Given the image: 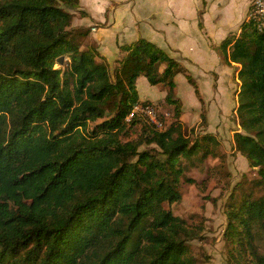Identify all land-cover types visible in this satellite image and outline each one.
I'll use <instances>...</instances> for the list:
<instances>
[{"label": "trees", "instance_id": "trees-1", "mask_svg": "<svg viewBox=\"0 0 264 264\" xmlns=\"http://www.w3.org/2000/svg\"><path fill=\"white\" fill-rule=\"evenodd\" d=\"M79 2L0 0V264H203L189 245L201 230L164 206L182 198V157L216 156L219 145L183 129L175 75L200 95L197 82L145 38L120 45L111 79L105 57L70 37ZM218 48L240 65L233 138L260 190L228 209L225 237L239 264L245 252L264 264L255 243L264 232V29L245 21ZM65 53L67 65L55 67ZM141 75L166 89L174 120L144 122L133 138L140 114L128 115L152 103L140 100Z\"/></svg>", "mask_w": 264, "mask_h": 264}, {"label": "rangeland", "instance_id": "rangeland-1", "mask_svg": "<svg viewBox=\"0 0 264 264\" xmlns=\"http://www.w3.org/2000/svg\"><path fill=\"white\" fill-rule=\"evenodd\" d=\"M90 9L92 10V8ZM85 10L81 8L80 2L76 8L70 9L73 17L76 16V20L84 14L87 15ZM92 15L95 17L93 12ZM76 20L73 22L72 18L68 27L71 31V39L78 43L82 50L93 47L99 54L97 42L93 41L91 36L94 33L92 27L97 26L96 21L88 25H75ZM61 56H63V62H57L55 67L64 69L70 58L68 53ZM100 58L102 57L100 56ZM106 63L111 79H114L115 63L114 65L112 62L109 64L106 61ZM230 65L232 67L231 73L222 81L216 79V74L212 80H204L206 85L201 90L199 88L200 95L194 94L193 86L187 81L183 73L181 77L184 78L179 77L176 87V96L182 103L181 121L183 129L190 136V139L195 141L209 133L213 134L219 141V145L216 146V156L201 158V153H199L190 159L182 157L185 169L180 184L182 198L178 202L172 204L166 202L164 204L175 215L182 217L190 227L195 226L201 230L200 237L190 240L189 245L191 254L203 264L240 263L241 259L239 261L231 258L230 253L233 251V245L225 237L228 225V209L232 206L236 207L244 199L247 192L254 191L255 194L260 192L258 186L255 185V180L259 178L257 169L249 166L246 157L236 151L234 143V133L242 130L236 113L240 89L238 78L240 65L236 63ZM193 78L196 80L195 77ZM147 81L145 76L137 81L141 98L144 100L147 97L162 98L163 92L161 90L166 92V89L162 85L158 87L148 84ZM219 82L222 84L221 87H218ZM151 101L162 121V127L166 128L174 120L173 105L163 100ZM140 104L137 103V105ZM201 112L206 115V119L203 121L200 117ZM104 119L106 117L100 118L96 122H101ZM139 119L141 122L132 128L130 137L135 138L140 134L144 122L150 123L145 115L140 114ZM93 125L95 123H91V126ZM150 146L155 145L143 144L141 149ZM187 178H191V180L188 181ZM256 233V246L264 254V232L257 231ZM242 260L243 264H252L248 252L244 253Z\"/></svg>", "mask_w": 264, "mask_h": 264}, {"label": "crops", "instance_id": "crops-1", "mask_svg": "<svg viewBox=\"0 0 264 264\" xmlns=\"http://www.w3.org/2000/svg\"><path fill=\"white\" fill-rule=\"evenodd\" d=\"M251 2L252 0H80L81 8L86 9L87 15L84 14L77 20L74 15L73 22L76 20L75 25H88L96 21L97 26L92 27V40L97 42L99 53L113 65L120 54V45L139 38L154 42L184 64L192 77L196 78L198 90H201L206 85L204 80H212L214 74L218 81H222L231 73L232 67L225 61L218 47L231 33L239 34L242 23L248 19ZM164 67L165 64L162 63L159 70L162 71ZM181 74L179 72L175 75L176 87ZM141 78L144 76H139L137 81ZM221 86L219 82L218 87ZM161 91L162 98L146 99L162 100L166 92ZM194 94L197 95L195 90ZM139 97L140 100L143 99L140 93Z\"/></svg>", "mask_w": 264, "mask_h": 264}, {"label": "built area", "instance_id": "built-area-1", "mask_svg": "<svg viewBox=\"0 0 264 264\" xmlns=\"http://www.w3.org/2000/svg\"><path fill=\"white\" fill-rule=\"evenodd\" d=\"M248 20H253L257 24L258 29H264V0H252L247 21ZM135 113L145 115L150 122L156 124L158 127L163 128L162 121L158 116L156 107L153 104H136L128 115L127 119H130Z\"/></svg>", "mask_w": 264, "mask_h": 264}, {"label": "water", "instance_id": "water-1", "mask_svg": "<svg viewBox=\"0 0 264 264\" xmlns=\"http://www.w3.org/2000/svg\"><path fill=\"white\" fill-rule=\"evenodd\" d=\"M57 61H58L59 63H62V62H63V56H59V57L57 58Z\"/></svg>", "mask_w": 264, "mask_h": 264}]
</instances>
